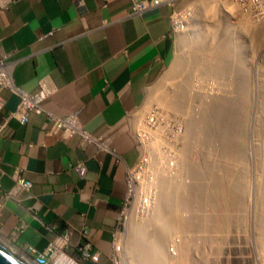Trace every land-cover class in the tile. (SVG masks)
<instances>
[{"label":"crops","instance_id":"crops-1","mask_svg":"<svg viewBox=\"0 0 264 264\" xmlns=\"http://www.w3.org/2000/svg\"><path fill=\"white\" fill-rule=\"evenodd\" d=\"M186 0H175L179 9ZM173 8L160 5L131 14L130 0H12L0 4V57L18 60L17 85L28 92L46 80L44 108L64 117L79 110L81 125L114 152L45 132L44 113L26 123L7 119L18 96L0 88V195L12 189L14 167L32 182L31 195L3 199L0 238L25 259L69 233L67 251L87 232L97 262L111 264V233L125 194L126 167L137 159L127 115L144 100L171 53ZM45 126V127H44ZM117 155L121 157L117 161ZM83 164L81 176L75 166ZM22 225V226H21ZM21 226V227H20Z\"/></svg>","mask_w":264,"mask_h":264},{"label":"bare ground","instance_id":"bare-ground-1","mask_svg":"<svg viewBox=\"0 0 264 264\" xmlns=\"http://www.w3.org/2000/svg\"><path fill=\"white\" fill-rule=\"evenodd\" d=\"M193 1L194 0L190 1L187 4V8L183 13V17H181L180 20L177 19L176 21L177 34L179 32L182 33L187 30L190 24V21L193 18V12H194V15H196L195 13L198 12L199 14L198 16H201V14H205L204 16L206 15L208 16L209 14L211 13L214 14L215 12L213 11L214 9L212 8L214 7L213 5H215V8L217 9L216 2H215L217 0H205L204 2L200 4L196 3V1L195 2ZM219 3L220 2H218V4ZM221 4H224L225 6L233 8L231 4H228V2L225 0L221 2ZM210 7H211V10H210ZM213 20L214 19H212V21ZM215 23L218 24V20ZM223 24H226V23H223ZM227 24L228 25L226 26V30L224 31L222 38L220 37L221 41L217 42L218 48L223 49V53L218 54L217 52L219 50L218 51L216 50V52L214 53L216 57L214 58V54L210 55L211 54L210 49L203 46L209 51H206L204 53L206 55V59H204L203 62H201V64L204 65V64L210 63L211 61H215V64L218 63V66L220 65V67L226 71L225 75L233 74L235 70V74L236 72L238 73V75L237 74L235 75L236 77L235 78V89H233L232 93L230 91L228 93L225 92L226 94H228L226 97L224 95V92L223 91L221 92L220 89H219L220 91H218L215 89L212 90V89H206V88H201L200 91L198 90L194 91L195 95H191L192 98L191 97L188 98L187 96L188 94L185 95V91L182 92L184 94H180V98L177 97L175 99L172 96L171 98L169 97L170 100L173 98V100L169 101L171 102L170 104L173 105V107L182 106L184 108H187L186 107L187 105L188 106L193 105L194 107V110L192 111L193 114L191 113L192 118L190 120V123H188L190 124V132L188 133V140L186 139L185 146L183 147L184 142H185V137H186V124L184 123L182 117L176 114L174 111H171L173 112L171 117L173 116L176 117L177 115L179 116V119L173 120V124H170L167 127V129H166V123H164L163 129H162V135L161 134L154 135V138H153V140L157 142V146H158V147L156 146L157 152L154 158V163H155L154 176H156L158 169H160V171L163 170L162 171L163 175H164V170H170V171L177 170L179 160L181 161V164L183 166L181 167L182 169H184L183 170L185 173L184 175L186 176L185 180L183 181L184 183L181 182L178 185H176L174 181H173L174 183L167 182L160 189L159 191L160 194L157 193L158 194L157 195L158 198L156 202L157 206L158 204H161V201H164V204L165 206L167 205L166 207L169 212L168 216L166 217L165 215L163 216L164 218L162 219V224H161L162 232H165V233L163 234L161 233V235L155 233L158 236H156L154 232L152 234H154L155 236L151 234L152 235L151 241L153 239L154 240L156 239V242H158V246L155 247V249H157L156 250L157 252H155V250L153 249L155 252L154 255L151 254V252L153 253V250H151L152 245L148 247L146 246L143 247L144 244H142L141 249L139 250V253H138V255L142 259L143 258L151 259L153 261V264H180L178 260L176 259L174 260L172 258L171 254L173 250L169 249L167 246L170 243L169 242L170 239H168V237H170L171 235L172 238H174V235L177 233H178L177 236L178 235L180 236H178V240H176L175 244L174 243L169 244L170 248H172L173 245H175L174 250L180 251V250H184L183 249V247H185L184 244L186 243L189 244V242H185L184 240L182 241L183 239L182 238L183 236L182 226L184 227V230L186 229H185V223H181L178 221L181 218L182 219L180 221L182 222L194 220L196 224L198 223V220H200V223L201 224L203 223V225H201L200 230L204 232L208 226L212 225V222L214 221V216L217 214L215 213L216 212L215 210H214L215 212L211 210L210 211L211 214H210L209 210H207L206 208V207L209 208V205H213L214 207L217 208V210L219 211L218 213H220V219L223 218L222 220H224L225 223L230 222V218L232 215V214L230 215V212H231L230 207H232V209L234 210H240V211L243 208H245L244 205L246 201L244 199V195L246 194L248 187L246 190V187L244 186L246 185V183L241 181L243 177L242 178H237V177L236 178H225V176L228 174V172L226 173V170L228 169V164H230L231 162L234 163V168H232L231 171L234 169V171L236 172L238 169L239 164L237 165L236 161L239 158L240 153L238 152L239 150L237 151V149L244 148L243 152L246 153L244 158H247V159L252 158V155H250L251 153L247 149L248 145L245 142L248 139V132L251 133L250 135L253 136V139L255 141V145L257 147V155L255 156L258 161L256 163H258L257 165H260L257 168L261 170V171L259 170L260 175H258L260 176L258 177V180L259 181L261 180V181L257 184V186L259 185L258 187L259 189L256 195L255 202H257L256 203L257 205H255V208L256 210L258 209V207L259 208L261 207L263 209L262 210L263 212L258 211V213L262 215L258 221L260 225L261 224L264 225V83L262 82L261 84H259L260 86L255 88L257 89L255 90V92H254V89L253 91H251L250 84L247 80V77L249 75L246 76L249 70V67L246 64L247 58L241 55L242 52L239 51V49L238 50L236 49L237 51L236 53L238 54H236V58H234V62L231 63L232 59L228 55L229 51L226 45L228 41H225L230 33L229 27H228L230 24L229 23ZM185 34H183L184 36H180V42L182 44V47H185L188 44H190L191 37ZM173 74H174L173 72H170V74L168 75V78H170ZM249 89L251 93L254 92L253 97H251L252 95L249 92ZM179 92L180 91H178V93ZM151 93L152 92L150 91V88H148L147 94L149 95ZM191 93L192 92L190 91V94ZM231 94L233 97H230ZM173 96L176 97V95L174 94ZM166 101L168 102L167 99ZM193 107L191 106V108ZM194 115L195 117L193 118ZM188 120L189 118L187 119V121ZM177 126H178V129H177ZM163 143H167V146L164 147ZM180 150H182L181 156H180ZM181 167H178V170ZM165 175L167 178V174ZM160 178L162 179L165 177L160 175ZM160 178H156L158 182L160 181ZM159 187L160 186H158L157 188ZM186 188L190 192L188 196L185 191ZM245 196H248V195H245ZM198 197L204 198L202 199L204 200V205L206 209V210H203L204 213L202 212L203 214L201 215H200L199 209L194 206V201L197 200L195 198H198ZM179 203L183 204L186 210V212L183 210V213H181L182 214L181 216L179 215L180 212L178 211V206L180 205ZM212 212H214V214ZM258 213H256V215L259 216ZM153 214L154 213H152V215ZM217 216L218 215H216V217ZM150 217H146V220H148ZM157 220L158 218H156L155 221ZM143 225L144 224H142L140 227L137 225V228H140V230L138 231L139 233L140 231L143 232L145 229L150 230L147 228L148 226H145L146 228L144 229ZM154 226H157V225H154ZM190 226L193 227L192 223H190ZM148 232L149 231L146 232L147 236H148ZM200 235L204 236L205 233L200 234ZM153 236L155 238H153ZM167 241L169 243H167ZM146 243H148V241ZM208 248H210V246H208ZM178 255L179 254H177V256ZM180 256H183V255L181 254ZM162 258H163V262H161ZM179 259H181V257Z\"/></svg>","mask_w":264,"mask_h":264},{"label":"rangeland","instance_id":"rangeland-1","mask_svg":"<svg viewBox=\"0 0 264 264\" xmlns=\"http://www.w3.org/2000/svg\"><path fill=\"white\" fill-rule=\"evenodd\" d=\"M186 1H189V0H186ZM195 1L196 3L200 4L204 2L205 0H194L193 2ZM223 1L224 0L215 1L217 9L215 8V5H213L214 7L212 8L214 9L213 11H215L214 14L211 13L208 16L207 15L204 16L205 14H201V16H198L199 15L198 12L195 13L196 15H194V12H193V18L190 21V24L186 31L182 33L179 32L177 34V32L174 29H172L171 53L169 57L167 58L166 64L164 65V68L162 72L160 73L159 78L150 88V91L154 94L155 99L159 101V103L165 108L171 111H174L176 114L180 115L184 123L186 124V137H185V142H184L183 147L185 146L186 139L188 140V133L190 132V124L188 123H190V120L192 118L191 113L194 110V107L193 105H191L193 108H191V106H188V105L187 106L185 105L187 108H184L182 106L173 107V105H171L170 104L171 102L169 101L173 100V98L175 99L177 97L180 98V94H184L182 93L184 91H185V95L188 94L187 95L188 98L189 97L192 98L191 95H195L194 91H197V90L200 91L201 88L212 89V90L215 89L218 91L221 90V92L222 91L224 92V95L226 97L228 94H226L225 92L228 93L230 91L232 93L233 89H235V78H236L235 75L236 74L238 75L237 72L235 74V70L233 74L225 75L226 71L222 69L220 65L218 66V63L215 64V61H211L210 63L204 64V65L201 64V62H203V60L206 59V55L204 53L206 51H209L208 49H210L211 51L210 55H213L216 52V50L220 51V52L219 51L217 52L218 54L223 53V49L218 48L217 42L221 41L222 35L224 34V31L226 30V26L228 25L227 23L230 24L228 26L230 33L225 41H228L226 45L229 51L228 55L233 60V61L231 60V63L234 62V58H236V54H238L236 53L237 52L236 49L237 50L239 49V51L242 52L241 55L247 58L246 64L249 67V70L246 76L249 75L247 77V80L250 84L251 91H253L254 89V92H255V90H257L255 88L260 86L259 84H261L262 82L264 83V18L259 23H256V22L253 23V22L244 21V20L241 21L240 19H238V16L235 13H232L233 8H230L228 6H225L224 4H221V2ZM218 2L220 3L218 4ZM183 7L185 6L183 5L181 8ZM210 10H211V7H210ZM212 19L214 20L212 21ZM217 20H218V24L215 23L217 22ZM223 23H226V24H223ZM185 33L191 37L190 44H188L185 47H182V44L180 42V36H184L183 34ZM203 46H205L208 49H206ZM215 57L216 55L214 54V58ZM170 72H173L174 74L170 78H168V75L170 74ZM250 89H249V92H250ZM178 91L180 92L178 93ZM190 91L193 94L192 93L190 94ZM254 92H252L253 94L250 92L252 95V96L250 95L251 97L254 96ZM173 94L176 95V97L173 96ZM171 96L173 98L170 100L169 97L171 98ZM230 97H233L232 94L230 95ZM166 99L168 100V102L166 101ZM194 117L195 115L193 116V118ZM188 118L189 120L187 121ZM250 134L251 133L248 132V139L245 142L248 145L247 149L251 153L250 155H252V158L251 159L244 158L246 154L243 152L244 148L237 149V151L239 150L238 152L240 153L239 158L236 161L237 165L239 164L238 169L236 172L234 171V169L231 171V169L234 168V163L231 162L232 164L231 163L228 164V169L226 170V173L228 172V174L225 176V178H236V177L242 178L243 177L245 179V180L243 178L241 179L242 182L246 183V185H244L246 187V190L248 187V190L245 194L248 196L244 195V199L246 201L244 205L245 208H243L240 211V210H234L232 209V207H230V210H231L230 215L232 214L230 218V222L225 223V221L222 220L223 219L222 217H221L222 219H220V213H218L219 211L217 210V208L214 207L213 205H209L210 209L206 207L207 210H209V212L211 210L212 211L215 210L216 212L215 211L214 212L217 213L216 215L218 216L216 217V215L215 216L213 215L214 221L216 222L213 221L212 225L207 227L208 230L207 229H206L207 231L205 230L206 232L205 231L203 232L202 230H200L201 225H203V223L202 224L200 223V220H198V223L196 224L194 220L182 222L180 221L182 218L181 219L179 218L180 220L178 221L181 223H185V229H186L184 230V227L182 226V235H183V236L181 235L183 238L182 241L184 240L185 242H189V244L187 243L184 244L185 245V247H183L184 250H180V251L174 250L175 245H173V247L170 248L169 244H173V243L175 244L176 240H178V236H180V235L177 236L178 234L177 233L174 235V238L172 239L173 242L171 241L169 243L168 242L169 240L167 241L169 243L167 247L173 250L171 256L174 260L175 259L178 260L180 264H264V231H263L264 225L262 224L260 225L258 221L260 217L262 216L258 213V211L263 212L262 211L263 209L261 207L260 209L258 206H257L258 207L257 210L255 208V205H257L256 204L257 202H255L256 195L259 189L258 188L259 185L257 186V184L261 181V180L260 181L258 180V177H260L258 175H260L259 173L261 170L257 168L260 166V165H257L258 163H256L258 162L255 156L257 155V147L255 145L253 136ZM181 153H182V150H180V156L182 155ZM178 162H179L178 167H181L182 166L181 161L179 160ZM178 167H177V170H171V171L164 170V175L162 176L165 178H162V179L160 178V181H159L160 187L157 188L158 189L157 193H159L160 189L167 182L168 183L175 182V184L178 185L179 183L185 180L186 176L184 175L185 174L183 171L184 169H182L183 166L179 168V170H178ZM165 174H167V178ZM186 189L185 191L188 196L190 192L188 189L187 190ZM202 198L201 197L195 198L197 200L194 201V206L199 209L200 215L204 213L203 210H206L205 205H204V200H203L204 198L203 199ZM179 204L180 205L178 206V211L180 212L179 215L181 216L182 215L181 213H183V210L185 212L186 210L183 204L181 203ZM166 206L164 204V201H161V204H158V206L155 203V207L153 211L154 214L151 217L149 216L150 218L148 220H146V218L131 219L129 226H128V235H127V239L125 243V256H124L128 264H151V263L153 264V261L151 259H144V258L142 259L138 255V253H139V250L141 249L142 244H144L143 247L145 246L148 247L152 245L151 250L154 249L155 252H157L156 251L157 249H155V247L158 246V242H156V239L155 240L153 239L152 240L154 243L153 244L151 239H152V235H154L155 233L160 234V235L161 233L162 234L165 233V232H162L161 224H162V219L164 218L163 216L165 215L166 217L169 214ZM214 212L212 213L214 214ZM256 213H258L259 216L256 215ZM156 218H158L157 221H155ZM190 223H192L193 227L190 226ZM142 224H144L143 225L144 229L146 228L145 226H148L147 228L150 230L152 229L151 230L152 232L150 230L145 229L146 232L149 231L148 236L145 230L143 231L145 233H143L142 231H140V233L138 232L140 228H137V225L140 227ZM154 225H157V226H154ZM153 232L154 234H152ZM203 233H205L204 236L200 235ZM142 235L144 238L142 237ZM154 236L153 238H155ZM169 238L170 237H168V239ZM149 240L151 243L149 242ZM147 241L148 243H146ZM208 246H210V248H208ZM154 250H153V253L150 251L151 254L153 255L155 253ZM177 254L179 255L177 256ZM181 254L183 256H180ZM180 257L181 259H179ZM161 262H163V258L161 259Z\"/></svg>","mask_w":264,"mask_h":264},{"label":"built area","instance_id":"built-area-1","mask_svg":"<svg viewBox=\"0 0 264 264\" xmlns=\"http://www.w3.org/2000/svg\"><path fill=\"white\" fill-rule=\"evenodd\" d=\"M11 0H0V4L5 6ZM173 0H131V14L138 15L145 10L161 4L171 5ZM221 1V0H220ZM231 4L238 19L241 21H249L259 23L264 18V0H226ZM184 10L174 11L172 15V27L176 29V21L183 17ZM18 60L12 58L10 54H3L0 57V88H5L16 94L19 98L15 109L10 112L8 118L18 119L25 123L31 113H46L49 118L50 125L45 127L47 134L58 135L63 139H69L73 136H80L82 142H92L99 148L109 150V144L102 142L98 137L91 135L83 128L79 120V110L72 111L64 117H58L44 108V101L51 93L46 80H38V89L34 92H28L21 86L15 84L12 76L13 69ZM3 106V99L0 96V110ZM173 112L167 110L154 99L146 98L142 104L135 107L129 113L128 125L129 130L135 139V148L138 152V159L133 165L129 166L126 171L125 184L126 192L120 212L118 213L117 226L112 233L111 256L112 264H124L121 259V251L124 241V233L126 225L131 216H144L150 214L157 202V187L159 183L156 178H160L163 172L157 170L154 176V158L156 154L157 142L153 140L154 135H162L164 123L166 129L173 120L179 119V116L171 117ZM5 123L0 124V130ZM178 129V126H177ZM164 147L167 143H163ZM158 147V146H157ZM112 151V150H109ZM78 172L83 175L85 167L82 164L76 166ZM162 170V169H161ZM14 185L11 190L0 195V209L3 205V199L14 198L18 192L25 193L30 196L31 181L21 175V168L15 167L11 174ZM85 236V234H84ZM172 237L170 241H172ZM69 243V235L63 233L58 235L54 240L49 242L43 251L36 258L37 264H80L78 260L66 252ZM83 259L98 260V253H91V243L85 239L78 247Z\"/></svg>","mask_w":264,"mask_h":264},{"label":"clouds","instance_id":"clouds-1","mask_svg":"<svg viewBox=\"0 0 264 264\" xmlns=\"http://www.w3.org/2000/svg\"><path fill=\"white\" fill-rule=\"evenodd\" d=\"M12 1V0H11ZM11 1H9V3L11 2ZM131 1V0H130ZM174 2H175V0H173L172 1V4L171 5H168V4H161V5H168V6H171L172 8H173V10H172V13H171V16H170V22H171V31H172V29H173V27H172V15H173V13H174V11H176V12H178V11H181V10H186V8H187V4L190 2V0L189 1H186V3L184 4V6L185 7H183V8H179V9H176V8H174ZM8 3V4H9ZM8 4H6L5 6H7ZM160 6V5H159ZM131 7H132V2H131ZM157 7V6H156ZM152 8H154V7H152ZM152 8H150V9H152ZM149 10V9H148ZM145 11H147V10H145ZM145 11H143V12H145ZM142 12V13H143ZM141 14V13H140ZM133 15V14H132ZM139 15V14H138ZM176 32H177V30H175ZM17 64V63H16ZM15 68V67H14ZM14 70V69H13ZM12 76H13V72H12ZM41 79V78H40ZM14 80V79H13ZM16 84V83H15ZM17 85V84H16ZM18 86H20V85H18ZM22 87V86H21ZM23 88V87H22ZM149 88H151V87H149ZM3 89H5V88H3ZM24 89V88H23ZM38 89V88H37ZM8 90V89H7ZM27 91V90H26ZM36 91V90H35ZM11 92V91H10ZM34 92V91H33ZM150 95V96H149ZM147 94V92H146V95H145V98H144V100L146 99V98H151V99H154L156 102H158L159 103V101H157L156 99H155V96H154V94L152 93V94ZM49 97V96H48ZM47 97V98H48ZM3 99V98H2ZM18 100H19V98H18ZM143 100V101H144ZM46 101V100H45ZM44 101V102H45ZM143 101L141 102V104L143 103ZM160 104V103H159ZM44 105V104H43ZM139 106V105H138ZM164 107V106H163ZM15 109V108H14ZM167 109V108H166ZM46 110V109H45ZM134 110V109H133ZM167 110H169V109H167ZM13 111V110H12ZM11 111V112H12ZM75 111V110H74ZM169 111H171V110H169ZM42 113H44V112H42ZM71 113V112H70ZM130 113V112H129ZM129 113H128V115H127V121H128V116H129ZM10 114V113H9ZM37 114H40V113H37ZM45 115H46V113H44ZM68 115V114H67ZM47 116V115H46ZM56 116V115H55ZM8 117H9V115H8ZM7 117V119H10V118H8ZM48 117V116H47ZM59 117V116H58ZM6 119V120H7ZM6 120L3 122V123H6ZM18 120V119H17ZM80 120V119H79ZM2 123V124H3ZM22 123V122H21ZM26 123V122H25ZM81 123V122H80ZM1 124V123H0ZM84 128V127H83ZM128 128H129V125H128ZM85 129V128H84ZM86 130V129H85ZM88 131V130H87ZM129 132H130V130H129ZM90 133V132H89ZM130 134H131V136H132V138L134 139V137H133V135H132V133L130 132ZM50 135H54V134H50ZM91 135H93V134H91ZM58 136V135H57ZM94 136V135H93ZM96 137V136H95ZM61 138V137H60ZM61 139H63V138H61ZM70 139V138H69ZM64 140H67V139H64ZM82 140V139H81ZM84 143H86V142H84ZM92 143V142H91ZM134 143H136L135 142V139H134ZM96 145V144H95ZM97 146V145H96ZM98 147V146H97ZM134 147H135V145H134ZM109 150H112V149H110L109 148ZM108 150V151H109ZM135 150H136V148H135ZM111 152H114L113 150L111 151ZM136 152H137V150H136ZM120 159H121V157L119 156V155H117V161H120ZM137 159H138V152H137ZM136 159V160H137ZM136 160H135V162H136ZM134 164V163H133ZM133 164H131V165H133ZM77 165H79V164H77ZM76 165V166H77ZM83 165V164H82ZM131 165H129V166H131ZM76 166H75V169H76ZM84 166V165H83ZM129 166H127L126 167V171H127V168L129 167ZM17 167V166H16ZM19 167V166H18ZM85 167V166H84ZM15 168V167H14ZM77 170V169H76ZM85 171H86V168H85ZM77 172H78V170H77ZM79 173V172H78ZM85 173V172H84ZM80 174V173H79ZM81 175V174H80ZM84 175V174H83ZM83 175H81V176H83ZM12 177V176H11ZM125 177H126V175H125ZM25 178V177H24ZM28 180V179H27ZM31 184H32V182H31ZM32 186V185H31ZM30 191H31V189H30ZM125 192H126V184H125ZM25 194V193H24ZM30 195H31V193H30ZM124 196H125V194H124ZM123 200H124V197H123ZM123 202V201H122ZM121 206H122V203H121ZM121 206H120V208H119V210H118V212H117V218H116V224H115V226H114V229H115V227L117 226V219H118V213L120 212V209H121ZM153 211H154V209H153ZM153 211L150 213V214H148V215H144V216H131V218L129 219V221H128V223H127V225H126V230H125V233H124V241H123V247H122V251H121V259H122V262L124 263V264H128L127 262H126V260H125V258H124V256H125V243H126V239H127V235H128V226H129V223H130V221H131V219H133V218H146V217H149V216H151L152 215V213H153ZM22 226V225H21ZM20 226V227H21ZM114 229H113V231H114ZM113 231H112V233H113ZM63 233H67V232H63ZM63 233H61V234H63ZM112 233H111V242H112ZM68 235H69V233H67ZM84 234H85V236H84ZM60 235V234H59ZM57 237V236H56ZM172 236H170V238H171ZM169 238V239H170ZM85 239H87L90 243H91V241H90V239H89V236H88V234H87V232H83V236H82V241H81V243L79 244V245H77L76 246V250L78 251V253H79V256H80V259H78V258H76L75 256H73L70 252H68L67 251V247L69 246V244H70V238H69V243H68V246L66 247V252L68 253V254H70L72 257H74L76 260H78L79 261V263L80 264H82L81 263V260H90V261H93V262H97L98 260H91V259H83L82 258V256H81V253L79 252V250H78V247L84 242V240ZM49 242H51V241H49ZM48 242V243H49ZM168 243V242H167ZM46 248V247H45ZM45 250V249H44ZM43 253V252H42ZM41 253V254H42ZM91 253H98L99 254V252L98 251H94L93 250V246H92V243H91ZM112 253H113V248H112V243H111V253H110V263L112 264V261H111V256H112ZM40 255V254H39ZM38 255V256H39ZM37 256V257H38ZM36 257V258H37ZM99 257H100V254H99ZM36 258L35 259H33V260H29V259H26L29 263H31V264H37L36 263ZM99 259V258H98Z\"/></svg>","mask_w":264,"mask_h":264},{"label":"water","instance_id":"water-1","mask_svg":"<svg viewBox=\"0 0 264 264\" xmlns=\"http://www.w3.org/2000/svg\"><path fill=\"white\" fill-rule=\"evenodd\" d=\"M0 264H30L0 238Z\"/></svg>","mask_w":264,"mask_h":264}]
</instances>
